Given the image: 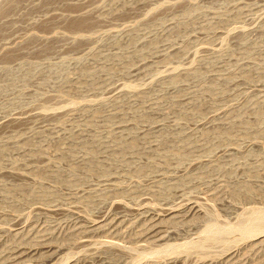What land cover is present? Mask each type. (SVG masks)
<instances>
[{"label":"rangeland","instance_id":"1","mask_svg":"<svg viewBox=\"0 0 264 264\" xmlns=\"http://www.w3.org/2000/svg\"><path fill=\"white\" fill-rule=\"evenodd\" d=\"M0 67V264H129L264 208V0H0ZM262 237L138 264H264Z\"/></svg>","mask_w":264,"mask_h":264},{"label":"bare ground","instance_id":"2","mask_svg":"<svg viewBox=\"0 0 264 264\" xmlns=\"http://www.w3.org/2000/svg\"><path fill=\"white\" fill-rule=\"evenodd\" d=\"M14 1V0H13ZM90 23V22H89ZM83 24H88V22H85ZM4 28V27H3ZM7 28V27H6ZM4 31V30H3ZM9 34V33H7ZM7 67V66H5ZM2 67H0L1 70ZM34 68V67H33ZM4 70V67L2 68ZM2 71V70H1ZM8 71V70H7ZM26 71V70H25ZM24 71V72H25ZM30 71V69H29ZM32 71V70H31ZM189 71V70H188ZM6 72V71H5ZM34 72V71H33ZM190 72V71H189ZM192 72V71H191ZM7 73V72H6ZM31 73V72H29ZM27 74V73H26ZM186 74V71H185ZM188 74V72H187ZM29 75V74H28ZM178 75V74H177ZM174 76L171 77V81L169 82V84H178L180 83L179 80L181 79L180 77H182V75L179 76ZM191 75V74H190ZM10 76V75H9ZM22 76V75H21ZM25 78L28 79V76L23 77V79ZM31 78V77H30ZM168 83V82H167ZM5 88V87H3ZM3 88L0 86V90H3ZM176 88V87H175ZM131 89V88H130ZM207 90V89H206ZM38 99V98H37ZM70 104V103H69ZM68 104V105H69ZM199 112V111H198ZM263 112V111H262ZM191 114V113H190ZM259 115V114H258ZM121 116V115H120ZM263 116V114H262ZM242 117V116H241ZM238 121V120H237ZM243 121V120H242ZM262 122L264 120H261ZM247 122V121H246ZM258 125L259 122H258ZM256 124V126H258ZM246 126V125H245ZM244 126V127H245ZM255 126V127H256ZM259 127V126H258ZM119 141V140H118ZM91 153V152H90ZM177 154V153H176ZM177 157V156H176ZM182 158V157H181ZM91 160V159H90ZM93 161V160H92ZM91 161H88V163ZM94 162V161H93ZM92 162V163H93ZM97 164V163H96ZM88 167V164H87ZM92 170H91V169ZM91 170V171H90ZM94 167H92V164L90 163V167H88L87 171H90V173L92 174L94 172ZM93 171V172H92ZM104 171V170H103ZM108 171V170H107ZM104 172H102L101 174L103 175ZM105 173H107L105 171ZM104 173V175H105ZM108 175V174H107ZM44 192V191H43ZM46 193V192H44ZM41 193V194H44ZM45 195V194H44ZM42 195V196H44ZM34 192L32 191L31 193H26V195L24 196L25 198H29L33 197ZM41 196V197H42ZM39 197V196H38ZM257 209V208H256ZM214 215V214H213ZM246 215H248L246 219H243L241 222H238L237 224L234 225H228V226H221L218 222V220L215 218L213 219L214 221L208 225L205 228L204 233V237L197 241V242H186L183 245H167L166 244V248L161 250H150V252H143L140 253L138 258H135L134 260L131 261V263L129 264H138L141 260L143 259H154L157 260L158 258H163V257H176V256H180L179 254H185V255H189L192 253H198L201 255V257L205 258L208 255V249L214 245H219L223 248H227L229 249L230 246H233L234 244L240 242V241H252L254 239H257L259 237H264V208L261 209H257V210H251L250 212L246 213ZM212 216V215H211ZM245 216V215H244ZM216 217V216H215ZM240 217V216H239ZM211 220V219H210ZM212 221V220H211ZM222 222V221H221ZM238 234L240 235L241 239L239 241H233L232 239H230V237L232 235ZM262 237V238H263ZM235 238V237H234ZM105 243V242H104ZM106 243L111 244V245H117V243L113 242V240L107 241ZM181 244V243H180ZM132 249V248H131ZM143 250V249H141ZM148 250V249H147ZM139 253V252H138ZM71 255V254H70ZM67 256L66 257V261L72 256ZM146 261V260H145ZM143 262V261H141ZM141 264V263H140Z\"/></svg>","mask_w":264,"mask_h":264}]
</instances>
